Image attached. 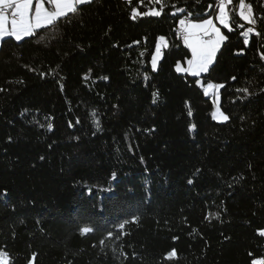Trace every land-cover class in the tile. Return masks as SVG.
I'll return each instance as SVG.
<instances>
[{
	"label": "trees",
	"instance_id": "16d2710c",
	"mask_svg": "<svg viewBox=\"0 0 264 264\" xmlns=\"http://www.w3.org/2000/svg\"><path fill=\"white\" fill-rule=\"evenodd\" d=\"M162 2L159 17L132 19L133 8L160 5L91 0L34 36L1 40L0 250L9 264L264 259V0H245L255 24L239 18V0L228 5L232 30L221 27L227 39L199 78L175 69L190 57L179 21L214 16L217 0ZM161 36L168 47L153 70ZM197 80L223 85L227 121L211 118Z\"/></svg>",
	"mask_w": 264,
	"mask_h": 264
},
{
	"label": "snow or ice",
	"instance_id": "6c2138e0",
	"mask_svg": "<svg viewBox=\"0 0 264 264\" xmlns=\"http://www.w3.org/2000/svg\"><path fill=\"white\" fill-rule=\"evenodd\" d=\"M86 2L90 3L91 0H0V38L12 36L17 41H20L26 36H34L37 30L53 25L54 22L60 18L66 17L70 12H76V6ZM197 2H199V0H197ZM232 2L233 0H217L216 3L218 14L215 19L229 31L232 29L229 24V11L227 9L228 5L232 4ZM141 3H143V0H141ZM149 3L160 5L159 10L150 8L147 12H143L133 8L131 18L136 19L138 16L142 15L159 17L165 6L162 0H149ZM212 7L213 5L210 4L209 8ZM9 13L11 14V19H9ZM238 15L239 18L246 23L255 24V20L252 18V5L246 4L245 0H239ZM179 24L180 28L177 34L183 39L184 45L191 50V58L187 60L186 68L182 67L181 63L178 61L175 66L176 71L189 73L193 76H199L201 73L208 72L209 66L213 64L218 48L227 37L221 34L220 29L213 23L212 18L202 19L197 23H193L186 18L181 19ZM241 27H243V25H241ZM253 31V28H248L242 35L246 38L248 33ZM40 39H43V37H40ZM244 43L247 45L248 40L245 39ZM162 47H168L166 38L163 36L158 37L155 46V54L152 55L151 63L153 70L156 69L157 61L161 57ZM261 59H264V55L261 56ZM41 75H43V73ZM233 79H235V77H233ZM199 83L200 81L197 80V84ZM222 87V84L209 82L204 88V93L208 95L210 90L215 91ZM238 91L247 93L248 90L238 89ZM155 96L156 93H153V102H155ZM212 117L213 119L219 118L223 121L229 119V117L220 112L218 108L212 113ZM48 127L49 130H51L52 125L49 124ZM114 178L115 174H113V179ZM189 183H192V181L190 180ZM136 219V217H133V222H135ZM127 222L128 221H125L124 223ZM119 227L122 229L124 224H120ZM90 231H92V229L88 227L81 229L82 234ZM258 234L264 236V229L259 230ZM108 235L112 236V233L109 232ZM101 244H103V241H101ZM174 255V249L167 254L168 258H172ZM34 258L35 256H33V259ZM0 264H9V254L6 251L0 250ZM252 264H264V259H254Z\"/></svg>",
	"mask_w": 264,
	"mask_h": 264
},
{
	"label": "rangeland",
	"instance_id": "374dc122",
	"mask_svg": "<svg viewBox=\"0 0 264 264\" xmlns=\"http://www.w3.org/2000/svg\"><path fill=\"white\" fill-rule=\"evenodd\" d=\"M87 3V2H86ZM81 4H84V3H81ZM81 4H79V5H81ZM237 13H238V8H237ZM218 14V8L216 9V11H215V14H214V16H211V17H206V18H204V19H209V18H212L213 19V23L216 25V27L217 28H219L220 29V31H221V27L223 28L224 26L222 25V24H220V22L218 21V20H216L215 19V17H216V15ZM239 16V15H238ZM9 18L11 19V14H9ZM202 20V19H201ZM200 20H196V21H191V22H193V23H197V22H199ZM242 22L243 23H245V24H249V23H246L244 20H242ZM225 28V27H224ZM221 34H222V31H221ZM249 34V33H248ZM14 40H16V39H14ZM17 41V40H16ZM157 43V42H156ZM186 47V46H185ZM187 48V47H186ZM162 49H163V47H162ZM161 49V50H162ZM188 50H189V52H190V57H189V59L191 58V50L189 49V48H187ZM219 49V48H218ZM218 51V50H217ZM217 53V52H216ZM153 54H155V49H154V52H153ZM152 54V55H153ZM161 58V57H160ZM160 58L158 59V61H157V64H158V62H159V60H160ZM151 61H152V57H151ZM151 61H150V65H151V68H152V63H151ZM181 66L182 67H187V60L184 62V63H181ZM157 68V67H156ZM153 69V68H152ZM175 69H176V67H175ZM179 73H185V72H179ZM185 74H188V75H190V76H193V75H191V74H189V73H185ZM202 74V73H201ZM201 74L199 75V76H193V77H197V78H199L200 76H201ZM198 85H200L201 87H202V90H203V92H204V88L207 86V85H201V82L198 84ZM205 94V93H204ZM207 97H209V99H210V101H211V103H212V105H213V110H212V112H211V118L213 119V117H212V113L214 112V111H216L217 110V108L219 109V89H217V90H215V91H213V90H210L209 91V94L208 95H206ZM219 111H220V109H219ZM221 112V111H220ZM214 121H216V122H218V123H223V122H225V121H223L222 119H219V118H217V119H213Z\"/></svg>",
	"mask_w": 264,
	"mask_h": 264
},
{
	"label": "crops",
	"instance_id": "0c3cea01",
	"mask_svg": "<svg viewBox=\"0 0 264 264\" xmlns=\"http://www.w3.org/2000/svg\"><path fill=\"white\" fill-rule=\"evenodd\" d=\"M33 11H34V5H33ZM10 14V13H9ZM10 19V18H9ZM5 37H12V36H5ZM5 37H2V38H0V42H1V40L3 39V38H5ZM13 39H15L14 37H12ZM182 42H183V39H182ZM184 44V43H183Z\"/></svg>",
	"mask_w": 264,
	"mask_h": 264
}]
</instances>
